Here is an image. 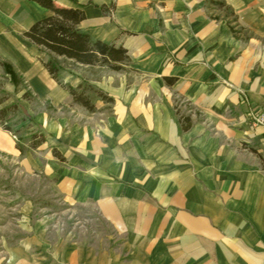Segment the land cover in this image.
Masks as SVG:
<instances>
[{
    "label": "crops",
    "instance_id": "0c3cea01",
    "mask_svg": "<svg viewBox=\"0 0 264 264\" xmlns=\"http://www.w3.org/2000/svg\"><path fill=\"white\" fill-rule=\"evenodd\" d=\"M224 2L248 39L212 18L206 0H54L81 8L78 27L131 59L123 71L77 64L100 68L87 82L114 99L106 113L101 100L94 112L74 103L44 66L47 52L24 38L51 11L0 0V61L58 105L56 118L28 113L46 139L25 152L43 150L62 197L93 205L124 234L115 252L43 244L36 234L8 247L0 264H264V127L248 118L264 108V0ZM69 71L64 82L84 80ZM175 109L190 115L188 130ZM0 153L23 155L1 126Z\"/></svg>",
    "mask_w": 264,
    "mask_h": 264
},
{
    "label": "rangeland",
    "instance_id": "374dc122",
    "mask_svg": "<svg viewBox=\"0 0 264 264\" xmlns=\"http://www.w3.org/2000/svg\"><path fill=\"white\" fill-rule=\"evenodd\" d=\"M212 14L227 18L223 9H212ZM49 58L48 55L46 59ZM57 62L61 76L73 74L70 69L80 73L85 82L101 77L100 68H84L64 58H57ZM26 90L19 76H10L0 65V97H7L2 105L14 101L19 104V112L13 121L30 112H45L50 117H58V105L48 98H36L32 102L23 100L21 95ZM182 105L183 111L189 107L188 104ZM107 112L111 111L108 109ZM194 112L198 116L197 111ZM26 121L12 125L14 139L19 138L27 144L30 132L46 133L41 124ZM43 153V150H28L18 157L0 153V263L8 247L36 234L41 243L52 246L77 242L91 245L98 251H118L124 234L108 224L93 205L65 200L58 192L57 178L46 170ZM35 159H40V163L35 164Z\"/></svg>",
    "mask_w": 264,
    "mask_h": 264
},
{
    "label": "trees",
    "instance_id": "16d2710c",
    "mask_svg": "<svg viewBox=\"0 0 264 264\" xmlns=\"http://www.w3.org/2000/svg\"><path fill=\"white\" fill-rule=\"evenodd\" d=\"M40 6L47 8L51 14L35 21L26 31L23 32L24 38L44 50L49 55V59L44 62V66L50 76L65 90L69 92L72 101L84 107L88 112L96 111L94 102L101 100L106 104V108H111L114 99L107 95L98 87L82 81L76 86H72L68 82H64L60 78L58 57L69 59L75 64L92 65L105 67L114 71H123L129 69L131 59L126 49L121 45L106 43L104 41L93 39L87 32L81 30L78 24L84 19V11L79 7H61L54 3V0H31ZM207 7L211 9H223L225 11L226 23L231 33L241 39H248L252 34L246 28L237 23V17L232 8L227 5L224 0H206ZM103 12L107 11L105 6H101ZM214 19H219L218 15H211ZM231 17V19H228ZM0 65L4 71L10 76H19L13 66L5 61H0ZM22 79V78H21ZM23 80V79H22ZM167 82L174 79L165 77ZM27 88V85L25 84ZM23 100L32 102L36 97L27 88L21 95ZM7 97H0V126L12 133V125L17 122L29 120L34 124L33 119L28 114H23L18 121H13L14 116L19 112V104L12 102L4 104ZM178 121L182 130L186 131L190 128L192 120L189 114L180 113L175 109ZM13 134V133H12ZM15 135V134H13ZM46 135L42 131L30 132L28 143H22L18 138L16 147L20 154H23L27 148L36 149L45 142ZM52 154L57 159L62 160L60 153L53 148Z\"/></svg>",
    "mask_w": 264,
    "mask_h": 264
},
{
    "label": "built area",
    "instance_id": "2783aa9c",
    "mask_svg": "<svg viewBox=\"0 0 264 264\" xmlns=\"http://www.w3.org/2000/svg\"><path fill=\"white\" fill-rule=\"evenodd\" d=\"M248 118L252 124L264 127V108L260 111H250Z\"/></svg>",
    "mask_w": 264,
    "mask_h": 264
}]
</instances>
